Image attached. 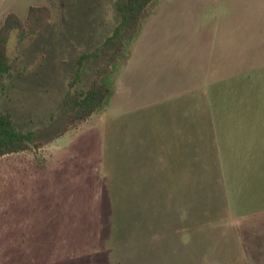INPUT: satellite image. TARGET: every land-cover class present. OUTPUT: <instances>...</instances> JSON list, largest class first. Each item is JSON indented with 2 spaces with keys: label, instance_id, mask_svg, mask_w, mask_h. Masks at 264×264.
<instances>
[{
  "label": "rangeland",
  "instance_id": "1",
  "mask_svg": "<svg viewBox=\"0 0 264 264\" xmlns=\"http://www.w3.org/2000/svg\"><path fill=\"white\" fill-rule=\"evenodd\" d=\"M53 18L0 73V109L33 133L0 159V264H264V0H156L89 119L116 0H0ZM17 33L9 52L16 57Z\"/></svg>",
  "mask_w": 264,
  "mask_h": 264
},
{
  "label": "trees",
  "instance_id": "2",
  "mask_svg": "<svg viewBox=\"0 0 264 264\" xmlns=\"http://www.w3.org/2000/svg\"><path fill=\"white\" fill-rule=\"evenodd\" d=\"M156 0H116L120 21L103 46L113 45L112 51L98 66L94 77L86 89H76L83 74L85 62L100 54V48L83 53L78 58L77 69L69 82V89L60 110L67 111L68 125L89 119L96 111L104 108L114 94V84L110 79L120 60L127 55V46L141 31L145 19L150 15ZM53 18L48 5H31L26 17L15 12L0 20V73L18 71L23 74L27 67H20V53ZM16 31V47L19 54L11 57L9 42ZM33 133L17 129L11 117L0 109V159L8 154L31 148Z\"/></svg>",
  "mask_w": 264,
  "mask_h": 264
}]
</instances>
